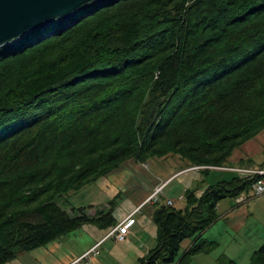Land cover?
<instances>
[{"label": "trees", "instance_id": "16d2710c", "mask_svg": "<svg viewBox=\"0 0 264 264\" xmlns=\"http://www.w3.org/2000/svg\"><path fill=\"white\" fill-rule=\"evenodd\" d=\"M71 20L0 48V264L115 225L113 207L90 216L68 197L129 159L170 156L203 177L184 207L155 209L157 244L139 264L173 263L190 238L187 264L212 247L218 203L258 178L232 172L197 194L264 131V0H102ZM251 259L264 264V243Z\"/></svg>", "mask_w": 264, "mask_h": 264}, {"label": "rangeland", "instance_id": "374dc122", "mask_svg": "<svg viewBox=\"0 0 264 264\" xmlns=\"http://www.w3.org/2000/svg\"><path fill=\"white\" fill-rule=\"evenodd\" d=\"M146 164H148L146 167L150 166L152 174H158V177L162 178L159 184L178 171L190 170L192 171V174H195L197 171L196 169L194 170L186 167L185 163H182L177 156L152 158ZM261 164H264V131L245 143L241 148L235 150L229 159V166L210 168L211 170L205 178L208 183L213 184L228 178L232 172L238 175L237 172L230 170L231 168L240 167L258 169ZM200 177L202 178L203 174ZM101 181L99 183L91 184L89 187L87 186L78 192L72 193L68 197L71 205L81 207L92 203L101 204L104 199H106L105 194L102 193ZM178 181L179 178H175V180L161 191L157 197L161 196L162 193L170 195V197L174 198L173 206L182 208L186 204V199L179 197L181 186L178 184ZM162 188L158 191L162 190ZM138 192H141V190L138 189ZM261 197L262 196L250 197L249 200L244 202L243 205L248 206V213L245 211V207L242 204V206H237L235 204L237 198L227 197L223 199L217 207L219 219L216 221L213 229L204 236L205 239L206 236L213 237L212 239H217L218 243H215L211 252L195 255L187 264H224L225 262L228 263L231 259H235V262L238 264H252L251 257L254 250L264 241V199H261ZM228 210L229 212L227 214L234 213L229 214L228 216L225 213L224 215L219 214ZM75 213H78V211ZM62 239L63 244L67 249L74 253L79 252V246L84 240H88L85 235V230L82 228L76 229ZM133 239L136 240L135 238ZM190 243V238L185 239L181 243V248L176 261L170 264H182L179 263V258L183 254L184 249ZM133 244L126 243L125 241H115L111 238L103 245L104 250L100 249L102 250L100 257L105 264H139L137 258L134 259L127 255V252L134 247ZM110 255L112 257H110ZM222 256H224V258H221Z\"/></svg>", "mask_w": 264, "mask_h": 264}, {"label": "crops", "instance_id": "0c3cea01", "mask_svg": "<svg viewBox=\"0 0 264 264\" xmlns=\"http://www.w3.org/2000/svg\"><path fill=\"white\" fill-rule=\"evenodd\" d=\"M147 165L148 164L146 163L129 159L118 169L107 174L102 179V193L105 194L106 199H104L101 204L92 203L87 206H83L87 207L85 212L90 216H95L98 209L108 211L113 207V216L116 219V224L111 227L101 228L94 223H86L79 227L85 230V235L88 238V240H84L80 244L79 252L74 253L69 251L63 244V236L34 250L19 252L15 259L5 264H70L77 258H81L77 264H87L88 262L91 264H105L100 257L102 250H104L103 245L111 238L115 241H119L115 238V236L109 235V232L129 215H131L133 221L128 225V232L124 241L129 244L134 243V247L127 252V255L128 257H133L134 259L137 258L139 261L141 257L146 255L148 251L154 248L157 244V225L153 221V212L158 206L167 204L169 200H172V205H174V198L170 197V195L162 193L161 196H157L161 193V191L169 186L175 178H179L178 184L181 186L179 190V197L184 198L185 190L189 186L194 185L197 180L201 179L200 176L202 175L199 169H196L197 171L195 174H192V171L190 170H184L185 172L181 170L185 174H181L182 172L178 171L159 184L162 178L158 177V174H152L150 166L146 167ZM190 169L192 168L190 167ZM208 184V182L205 183L204 186L197 191V194L200 195ZM161 186L163 187L162 190L158 191V188ZM138 189H140L141 192H138ZM260 196H262L261 199H264V194L249 196L242 202L236 201L235 204L237 206H242L244 202L249 200L250 197ZM221 202L222 200L218 203V206ZM244 207L247 212L248 206ZM228 212L229 210L219 214L224 215V213L227 214ZM229 214H227V216ZM215 223L208 227L202 235V239L206 240L212 247L209 251L199 254H207L211 252L215 243H218L217 239H212L213 237L206 236V239L204 238V236L207 235L211 229H213ZM263 243L264 241L254 251L258 250ZM92 248H95L96 252L92 253L90 258H82V256H84ZM110 257L112 256L110 255ZM221 258H224V256ZM232 260L236 261L235 259Z\"/></svg>", "mask_w": 264, "mask_h": 264}, {"label": "water", "instance_id": "95a60500", "mask_svg": "<svg viewBox=\"0 0 264 264\" xmlns=\"http://www.w3.org/2000/svg\"><path fill=\"white\" fill-rule=\"evenodd\" d=\"M99 1L102 0H0V48L55 21H67L62 30L68 29L76 23L71 20L73 16Z\"/></svg>", "mask_w": 264, "mask_h": 264}, {"label": "built area", "instance_id": "2783aa9c", "mask_svg": "<svg viewBox=\"0 0 264 264\" xmlns=\"http://www.w3.org/2000/svg\"><path fill=\"white\" fill-rule=\"evenodd\" d=\"M203 166H195V167H191L192 169H200ZM211 168H215L218 166H210ZM230 170L235 171L238 173L239 176H242L244 178H249L253 175H258V178L254 181L253 183V188L252 191L248 194L244 193L241 194L240 196L237 197V201L238 202H242L244 200H246L249 196H258V195H263L264 194V168H258V169H254V168H240V167H234L231 168ZM161 187H159L158 189H161ZM168 204H172V200L168 201ZM133 221L131 215H129L128 217H126L124 220H122L117 226L113 227L110 232L109 235L111 236H115V238L119 241H124L126 234H127V229H128V225ZM95 248H92L89 252H87L84 256H82V258H90L92 253H95ZM81 258H78L77 260L73 261L70 264H77L79 263ZM87 264H91L90 262H88Z\"/></svg>", "mask_w": 264, "mask_h": 264}, {"label": "bare ground", "instance_id": "6f19581e", "mask_svg": "<svg viewBox=\"0 0 264 264\" xmlns=\"http://www.w3.org/2000/svg\"><path fill=\"white\" fill-rule=\"evenodd\" d=\"M219 167V166H218Z\"/></svg>", "mask_w": 264, "mask_h": 264}]
</instances>
